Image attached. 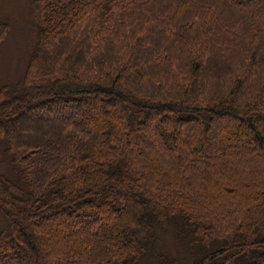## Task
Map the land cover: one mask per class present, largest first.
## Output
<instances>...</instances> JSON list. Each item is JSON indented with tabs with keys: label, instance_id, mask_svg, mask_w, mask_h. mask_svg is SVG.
<instances>
[{
	"label": "trees",
	"instance_id": "1",
	"mask_svg": "<svg viewBox=\"0 0 264 264\" xmlns=\"http://www.w3.org/2000/svg\"><path fill=\"white\" fill-rule=\"evenodd\" d=\"M31 2L0 264H264V0Z\"/></svg>",
	"mask_w": 264,
	"mask_h": 264
},
{
	"label": "rangeland",
	"instance_id": "2",
	"mask_svg": "<svg viewBox=\"0 0 264 264\" xmlns=\"http://www.w3.org/2000/svg\"><path fill=\"white\" fill-rule=\"evenodd\" d=\"M31 1L0 0V88L5 85L14 86L24 78L36 47L38 31ZM55 221L54 227H58V219ZM7 224V218L0 211V230L5 234L9 228ZM162 243L170 260L177 264H191L192 257L186 254L184 245L174 235H166Z\"/></svg>",
	"mask_w": 264,
	"mask_h": 264
}]
</instances>
